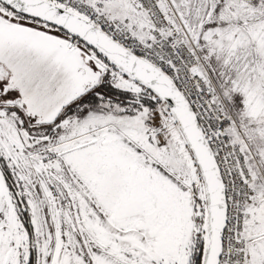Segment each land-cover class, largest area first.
<instances>
[{"label": "snow or ice", "instance_id": "obj_1", "mask_svg": "<svg viewBox=\"0 0 264 264\" xmlns=\"http://www.w3.org/2000/svg\"><path fill=\"white\" fill-rule=\"evenodd\" d=\"M0 264H264V0H0Z\"/></svg>", "mask_w": 264, "mask_h": 264}]
</instances>
